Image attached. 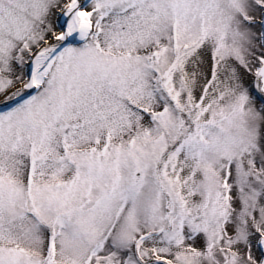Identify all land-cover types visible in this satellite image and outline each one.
Instances as JSON below:
<instances>
[{
    "label": "snow or ice",
    "instance_id": "snow-or-ice-1",
    "mask_svg": "<svg viewBox=\"0 0 264 264\" xmlns=\"http://www.w3.org/2000/svg\"><path fill=\"white\" fill-rule=\"evenodd\" d=\"M0 264H264V0H0Z\"/></svg>",
    "mask_w": 264,
    "mask_h": 264
}]
</instances>
